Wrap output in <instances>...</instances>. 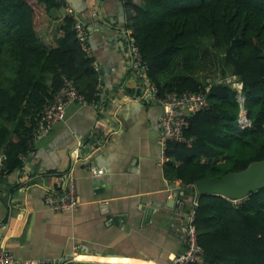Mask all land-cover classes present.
Returning <instances> with one entry per match:
<instances>
[{
  "label": "trees",
  "instance_id": "trees-1",
  "mask_svg": "<svg viewBox=\"0 0 264 264\" xmlns=\"http://www.w3.org/2000/svg\"><path fill=\"white\" fill-rule=\"evenodd\" d=\"M65 3L0 0L1 178L23 166L30 123L60 89L63 74L90 101H99V73L77 37L74 17L65 13L49 39ZM126 4L132 9L126 26L158 95L203 91L209 100L189 118L185 135L192 143L169 142L166 177L189 186L264 160V0ZM243 109L251 120L246 128L238 123ZM194 224L205 257L185 264H264V187L238 202L201 195Z\"/></svg>",
  "mask_w": 264,
  "mask_h": 264
},
{
  "label": "crops",
  "instance_id": "crops-1",
  "mask_svg": "<svg viewBox=\"0 0 264 264\" xmlns=\"http://www.w3.org/2000/svg\"><path fill=\"white\" fill-rule=\"evenodd\" d=\"M64 1L49 39L70 5L87 27L100 98L70 105L23 166L0 178V247L19 259L68 264H171L185 248L193 196L190 185L165 175L158 126L164 108L132 72L123 37L132 9L125 0ZM69 180L81 205L52 210L45 194L63 190Z\"/></svg>",
  "mask_w": 264,
  "mask_h": 264
},
{
  "label": "built area",
  "instance_id": "built-area-1",
  "mask_svg": "<svg viewBox=\"0 0 264 264\" xmlns=\"http://www.w3.org/2000/svg\"><path fill=\"white\" fill-rule=\"evenodd\" d=\"M127 1V0H125ZM67 13L74 17V28L77 37L81 42L83 49L89 56H92L91 47L88 41L87 27L84 22L76 16L74 9L68 5ZM123 37L125 39L128 50V59L130 61L131 70L139 79L141 85L150 95L153 101L160 104L164 108L158 126L160 128L159 144L161 147V161L165 163L167 160V146L169 142L176 141L190 145L192 138L185 135V130L189 127V118L192 113L203 110L209 107L207 94L203 91H186L184 93L170 92L166 96L158 95L157 86L151 82L148 76V65L144 60L143 54L132 35V30L124 29ZM93 65L96 70L99 67L95 61ZM95 100L90 101L86 95L78 88L74 80L63 74V83L60 89L56 92L53 99L46 103L33 117L31 125V133L29 135V151L26 156L33 152L34 144L44 136L48 135L57 123L65 119L67 109L72 104L89 105ZM242 128L251 125V120L247 115V110L243 109L242 115L238 121ZM96 175L104 173L103 169L96 167L91 168ZM2 175L0 174V178ZM194 185H190L193 187ZM238 202L240 199H232ZM44 201L52 210L73 211L81 205V199L76 192L75 184L69 180L63 190H50L44 196ZM198 205V198L192 200V210L187 215L184 226L183 235L185 239L184 250L176 255L171 264H185L188 262H203L205 257L204 249L201 247L198 240V231L194 224L195 211ZM0 264H68L64 259L50 258H32L19 259L16 258L7 248L0 247Z\"/></svg>",
  "mask_w": 264,
  "mask_h": 264
},
{
  "label": "water",
  "instance_id": "water-1",
  "mask_svg": "<svg viewBox=\"0 0 264 264\" xmlns=\"http://www.w3.org/2000/svg\"><path fill=\"white\" fill-rule=\"evenodd\" d=\"M125 26V25H123ZM264 187V160L251 164L248 168L240 171H231L219 178L203 177L191 187L193 199L203 194H221L230 199H242L250 193ZM177 193L175 194V197ZM174 197V199H175ZM172 199V200H174ZM183 206V205H182ZM192 210V204L188 213ZM105 264V263H88Z\"/></svg>",
  "mask_w": 264,
  "mask_h": 264
},
{
  "label": "rangeland",
  "instance_id": "rangeland-1",
  "mask_svg": "<svg viewBox=\"0 0 264 264\" xmlns=\"http://www.w3.org/2000/svg\"><path fill=\"white\" fill-rule=\"evenodd\" d=\"M220 75H219V73L218 74H211L210 75V79H211V81H212V79H219L218 77H219Z\"/></svg>",
  "mask_w": 264,
  "mask_h": 264
}]
</instances>
